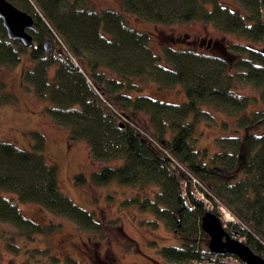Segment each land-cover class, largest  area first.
Wrapping results in <instances>:
<instances>
[{
    "label": "trees",
    "instance_id": "obj_1",
    "mask_svg": "<svg viewBox=\"0 0 264 264\" xmlns=\"http://www.w3.org/2000/svg\"><path fill=\"white\" fill-rule=\"evenodd\" d=\"M9 1L33 16V46L10 39L0 19V64L16 65L30 53L33 62L22 80L51 104L46 110L71 142L85 141L101 165L92 173L94 185L157 187L154 198L134 193L126 203L151 211L178 240L160 249L162 258L170 264L220 260L209 250L201 222L208 210L221 216L223 209L234 217L226 220L229 229L264 257V107L248 111L252 98L238 91L240 83L251 84L264 104V46L253 44L264 40V0H237V6L221 0H119L122 11L97 9L87 0ZM126 12L164 25L198 20L250 43L218 51L206 38L209 50L201 51L174 47L173 34L162 33V52L155 53L150 33L134 28ZM49 39L56 45L45 55ZM149 81L163 92L178 87L181 94L182 88L186 99L155 98L144 92ZM1 93L0 105L12 97ZM214 111L233 121L222 124L230 132L216 138L211 154L195 141L197 124L214 121ZM34 138V150L0 140V221L25 239L55 227L24 215L17 199L83 229L104 228L100 212L62 192L44 135L35 132ZM85 180L83 173L75 176L77 183ZM65 264L81 262L68 256Z\"/></svg>",
    "mask_w": 264,
    "mask_h": 264
},
{
    "label": "rangeland",
    "instance_id": "obj_2",
    "mask_svg": "<svg viewBox=\"0 0 264 264\" xmlns=\"http://www.w3.org/2000/svg\"><path fill=\"white\" fill-rule=\"evenodd\" d=\"M87 1L97 9L114 8L122 11L119 0ZM221 1L233 6L238 5L237 0ZM125 14L124 17L134 28L150 33L149 45L155 53L162 52L164 44L159 39L162 33L173 34L172 38L177 41L173 44L174 47H195L201 51L209 50L206 38L212 39L210 42H214L212 50L218 49V51L227 48L233 42L250 43L246 38L225 33L212 24L198 20L164 25L145 21L129 12ZM182 34L189 36L180 38L179 35ZM166 37L168 38L166 42H169V37ZM253 44L262 47L264 40ZM234 54L237 56L238 52L234 51ZM32 62L30 53L25 52L22 60L16 65L0 64V92L12 96L0 105V140L11 142L22 149L34 150V133L43 134L46 154L58 167L62 192L88 211L97 214L100 212L104 228L83 229L68 217L53 214L37 204L23 203L15 199L24 215L38 222H45L46 226L52 221L55 227L49 232L25 239L14 225L0 221V264H65L68 256L79 260L81 264H103L99 254H110L111 251L116 258L113 264H170L159 252L165 245L178 243L170 228L163 220L153 216L151 211L126 203L134 193L146 194L154 198L157 187L154 185L137 187L116 181L104 186L94 185L91 179L92 173L99 170L101 165L93 161L85 141L71 142L68 131L54 122L46 110L51 104L39 98L33 89L28 88L23 82L22 71ZM53 72L54 67L51 69V76ZM143 89L145 93L155 98L177 102L186 99L183 89L181 88L180 94L178 87L163 92L156 84L149 81L143 83ZM238 91L252 98L248 111L264 107L259 88L240 83ZM214 118L215 120L210 123L203 120L197 124L195 141L197 148L206 147L211 154L217 150L216 138L220 135H228L230 132V127L222 124L233 121L220 111H214ZM79 173H83L86 180L77 183L75 176ZM7 193L15 197L13 192ZM223 211L221 220L230 230L226 220L234 221V217ZM154 221H157V225ZM237 237L245 241L240 235ZM219 258L221 259H207L201 264H243L234 255H219Z\"/></svg>",
    "mask_w": 264,
    "mask_h": 264
},
{
    "label": "water",
    "instance_id": "obj_3",
    "mask_svg": "<svg viewBox=\"0 0 264 264\" xmlns=\"http://www.w3.org/2000/svg\"><path fill=\"white\" fill-rule=\"evenodd\" d=\"M0 19L10 39L19 40L26 47L33 46L30 31L34 28V18L30 13L19 9L9 0H0ZM54 45L52 39L45 42V55L54 49ZM201 227L209 235L208 248L211 252L237 256L243 264H264V257L237 237L239 231L228 230L221 217L213 211L205 213Z\"/></svg>",
    "mask_w": 264,
    "mask_h": 264
},
{
    "label": "flooded vegetation",
    "instance_id": "obj_4",
    "mask_svg": "<svg viewBox=\"0 0 264 264\" xmlns=\"http://www.w3.org/2000/svg\"><path fill=\"white\" fill-rule=\"evenodd\" d=\"M180 38H188L186 35H179ZM187 41V40H186ZM94 251L97 252V250L94 249ZM100 255V259H101V263L103 264H113L116 260L114 253L111 251V253H103V254H99Z\"/></svg>",
    "mask_w": 264,
    "mask_h": 264
}]
</instances>
